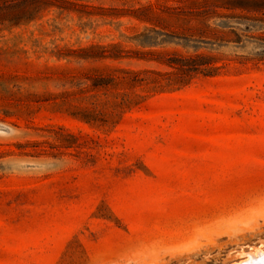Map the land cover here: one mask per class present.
Listing matches in <instances>:
<instances>
[{
    "label": "rangeland",
    "instance_id": "obj_1",
    "mask_svg": "<svg viewBox=\"0 0 264 264\" xmlns=\"http://www.w3.org/2000/svg\"><path fill=\"white\" fill-rule=\"evenodd\" d=\"M43 1L35 20L0 31V264H224L264 248V63L199 74L99 128L34 99L70 89L61 70L103 64L58 48L148 50L150 24L133 14L148 0ZM176 42L155 48L192 52Z\"/></svg>",
    "mask_w": 264,
    "mask_h": 264
},
{
    "label": "trees",
    "instance_id": "obj_2",
    "mask_svg": "<svg viewBox=\"0 0 264 264\" xmlns=\"http://www.w3.org/2000/svg\"><path fill=\"white\" fill-rule=\"evenodd\" d=\"M42 2L46 1L0 0V31L35 20ZM133 14L150 24L138 39L148 50H128L116 43H90L68 48L66 52L58 48V56H71L69 61L103 64L84 71L61 70L63 84H69L70 89L39 95L34 99L39 107L47 103L92 126L112 129L127 111L157 92L182 88L199 74L219 75L235 63H264V0H178L175 5L148 0L135 8ZM178 37L184 41L176 42ZM172 42L192 48V52L155 48ZM126 58L155 61L164 69L104 63ZM52 126L66 130L71 137L61 139L55 130L52 138L61 139L64 147L79 145V135L64 125ZM46 142L51 143L48 139L33 140L18 142L16 146L20 153L30 154L26 151L28 147L36 148ZM5 151L15 152L11 148Z\"/></svg>",
    "mask_w": 264,
    "mask_h": 264
},
{
    "label": "bare ground",
    "instance_id": "obj_3",
    "mask_svg": "<svg viewBox=\"0 0 264 264\" xmlns=\"http://www.w3.org/2000/svg\"><path fill=\"white\" fill-rule=\"evenodd\" d=\"M241 254L240 259L224 264H264V248L261 246L256 247L253 251H242Z\"/></svg>",
    "mask_w": 264,
    "mask_h": 264
}]
</instances>
